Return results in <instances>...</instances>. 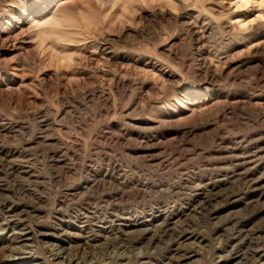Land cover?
I'll return each instance as SVG.
<instances>
[{"label":"rangeland","instance_id":"374dc122","mask_svg":"<svg viewBox=\"0 0 264 264\" xmlns=\"http://www.w3.org/2000/svg\"><path fill=\"white\" fill-rule=\"evenodd\" d=\"M57 259L264 264L262 0H0V264Z\"/></svg>","mask_w":264,"mask_h":264},{"label":"bare ground","instance_id":"6f19581e","mask_svg":"<svg viewBox=\"0 0 264 264\" xmlns=\"http://www.w3.org/2000/svg\"><path fill=\"white\" fill-rule=\"evenodd\" d=\"M206 198H208V197H206ZM61 255V254H60ZM58 256V255H57ZM55 257V256H54ZM62 257V256H61ZM65 259H66V257H65ZM55 260V259H54ZM58 261H56V263L57 264H65L66 263V261L64 260V259H57Z\"/></svg>","mask_w":264,"mask_h":264},{"label":"snow or ice","instance_id":"6c2138e0","mask_svg":"<svg viewBox=\"0 0 264 264\" xmlns=\"http://www.w3.org/2000/svg\"><path fill=\"white\" fill-rule=\"evenodd\" d=\"M262 2H264V0H262Z\"/></svg>","mask_w":264,"mask_h":264}]
</instances>
